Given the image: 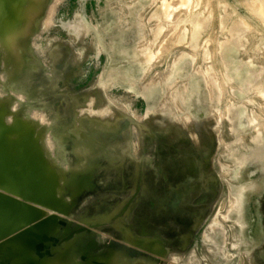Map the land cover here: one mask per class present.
<instances>
[{
  "label": "rangeland",
  "instance_id": "1",
  "mask_svg": "<svg viewBox=\"0 0 264 264\" xmlns=\"http://www.w3.org/2000/svg\"><path fill=\"white\" fill-rule=\"evenodd\" d=\"M23 1L0 107L71 205L41 264H264V0Z\"/></svg>",
  "mask_w": 264,
  "mask_h": 264
},
{
  "label": "water",
  "instance_id": "2",
  "mask_svg": "<svg viewBox=\"0 0 264 264\" xmlns=\"http://www.w3.org/2000/svg\"><path fill=\"white\" fill-rule=\"evenodd\" d=\"M13 4L22 7L24 1L0 0V38L3 27L10 32L12 21L19 18ZM1 6L8 9L4 12ZM3 113L0 107V264H41L51 257L59 241L51 231L65 227L62 218L71 205L60 190L59 174L50 166L34 130L19 119L7 124ZM29 140L32 148L26 146ZM9 148L16 153L13 157L8 154ZM86 180L78 178L77 185ZM48 211L56 215L46 216Z\"/></svg>",
  "mask_w": 264,
  "mask_h": 264
},
{
  "label": "bare ground",
  "instance_id": "3",
  "mask_svg": "<svg viewBox=\"0 0 264 264\" xmlns=\"http://www.w3.org/2000/svg\"><path fill=\"white\" fill-rule=\"evenodd\" d=\"M41 2H42V1H41ZM32 3H33V2H32ZM38 4H39V3H38ZM263 5H264V2H263V4H262V6H263ZM27 6H28V5H27ZM30 6H33V5H30ZM259 6H261V5L259 4ZM33 7H34V6H33ZM28 8H29V7H28ZM28 8H27V9H28ZM261 8H262V7H261ZM27 9H26V12H27ZM32 10H33V9H32ZM19 11H20V10H19ZM30 11H31V9H30ZM39 11H40V10H39ZM32 12H33V11H32ZM37 12H38V11H36V13H37ZM29 13H30V12H29ZM36 13H35V15H36ZM38 13H39V12H38ZM24 14H25V13H24ZM38 15H39V14H38ZM33 16H34V15H33ZM36 17H37V16H36ZM31 21H32V20H31ZM36 21H37V20H36ZM36 21H35V22H36ZM26 22H27V21H26ZM29 24H30V23H29ZM27 25H28V24H27ZM30 25H32V24H30ZM30 25H29V26H30ZM25 27H26V26H25ZM27 27H28V26H27ZM24 32H25V31H24ZM18 34H19V33H18ZM14 36H15V35H14ZM7 37H8V36H7ZM7 37H5V38H7ZM9 39H11V38H9ZM12 39H13V38H12ZM12 39H11V40H12ZM6 41H7V40H6ZM9 41H10V40H9ZM13 43H14V42H13ZM10 44H11V42H10ZM15 44H16V43H15ZM11 45H12V44H11ZM13 46H14V45H12L11 47H13ZM10 49H12V48H10ZM89 97H90V96H89ZM29 114H30V116H32V115H31L32 113H29ZM28 117H29V116H28ZM34 118H35V116H34ZM9 119H10V118H9ZM12 121H13V120H12ZM5 144H6V143H5ZM24 147H25V146H24ZM15 161H17V160L15 159L14 162H15ZM14 162H12L11 164L13 165ZM17 163H19V162L17 161ZM66 245H67V244H66ZM67 246H68V245H67ZM65 247H66V246H65ZM58 250H59V249H58ZM56 264H58V263H56Z\"/></svg>",
  "mask_w": 264,
  "mask_h": 264
}]
</instances>
